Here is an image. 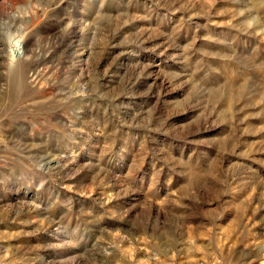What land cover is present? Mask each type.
<instances>
[{"label":"rangeland","instance_id":"rangeland-1","mask_svg":"<svg viewBox=\"0 0 264 264\" xmlns=\"http://www.w3.org/2000/svg\"><path fill=\"white\" fill-rule=\"evenodd\" d=\"M0 264H264V0H0Z\"/></svg>","mask_w":264,"mask_h":264}]
</instances>
